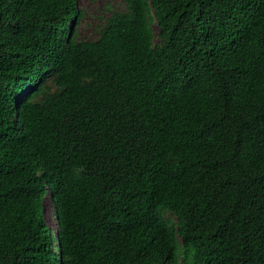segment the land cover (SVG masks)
<instances>
[{
    "label": "trees",
    "instance_id": "1",
    "mask_svg": "<svg viewBox=\"0 0 264 264\" xmlns=\"http://www.w3.org/2000/svg\"><path fill=\"white\" fill-rule=\"evenodd\" d=\"M124 1L0 0V264H264V0Z\"/></svg>",
    "mask_w": 264,
    "mask_h": 264
},
{
    "label": "rangeland",
    "instance_id": "2",
    "mask_svg": "<svg viewBox=\"0 0 264 264\" xmlns=\"http://www.w3.org/2000/svg\"><path fill=\"white\" fill-rule=\"evenodd\" d=\"M79 8L82 15L75 21L73 34L80 40L97 39L113 13L128 11L124 0H79ZM44 207L49 225L57 231L60 224L48 198ZM165 218L171 225L176 223V217L170 212L165 214Z\"/></svg>",
    "mask_w": 264,
    "mask_h": 264
}]
</instances>
